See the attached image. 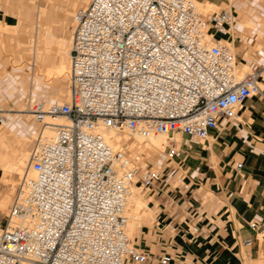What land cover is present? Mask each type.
<instances>
[{
    "label": "built area",
    "instance_id": "built-area-1",
    "mask_svg": "<svg viewBox=\"0 0 264 264\" xmlns=\"http://www.w3.org/2000/svg\"><path fill=\"white\" fill-rule=\"evenodd\" d=\"M73 21L68 97L28 98L23 107L39 127L0 224V264L146 263L150 254L127 233L134 217L127 204L133 186L160 182L161 169L130 157L121 133L163 135L170 158L174 133L203 140L260 90L258 71L238 75L227 38L230 8L202 11L195 0H89ZM6 111L0 105V123ZM109 131L119 138H107ZM169 259L164 254L158 262Z\"/></svg>",
    "mask_w": 264,
    "mask_h": 264
},
{
    "label": "crops",
    "instance_id": "crops-1",
    "mask_svg": "<svg viewBox=\"0 0 264 264\" xmlns=\"http://www.w3.org/2000/svg\"><path fill=\"white\" fill-rule=\"evenodd\" d=\"M258 1L230 5L234 22L227 38L239 65L250 64L252 59L242 41L245 33L256 31L258 39L264 33V0L259 2L261 6ZM248 23L253 25L248 27ZM255 47L261 48L259 40ZM263 56L264 51L256 58ZM4 72L0 71V96L16 86ZM25 91L19 89L13 102H20ZM54 95L46 92L32 99L56 100ZM258 95L243 101L236 119H219L207 138L191 140L184 134L176 140L175 154L161 168V180L164 175L166 183L142 190L146 201L143 240L137 246L151 259L141 264H160L158 257L164 254L170 256L168 264H264V98ZM6 127L25 139L35 133L39 123L13 113L7 117ZM0 145L4 146L2 140ZM18 161L6 159V166ZM237 162H241L238 168ZM177 172L179 185L172 184ZM252 220L257 221L255 228L249 225ZM246 238L250 243H243Z\"/></svg>",
    "mask_w": 264,
    "mask_h": 264
},
{
    "label": "rangeland",
    "instance_id": "rangeland-1",
    "mask_svg": "<svg viewBox=\"0 0 264 264\" xmlns=\"http://www.w3.org/2000/svg\"><path fill=\"white\" fill-rule=\"evenodd\" d=\"M88 1L89 0H0V71H5L4 76L9 77L14 84H16V86L12 87L10 92L0 96V105L3 108L14 109L10 110V113L5 114V125L3 126L0 123V140L3 141L4 145H0V200L2 197L6 199L5 208H0L1 225L5 223L11 197L15 191L17 181L25 169L27 157L23 158L22 154L23 152L28 154L32 136H34L33 132L30 135V140L25 141L22 137L8 132L6 127L7 117L10 114L17 113L21 116L31 118L29 115L15 109L22 105L24 107L28 98L41 97L46 92L55 93L53 97H58L56 100L60 101L68 97L64 92H59V87L61 86H63L62 89H69L68 73L64 77L55 78L51 73H48V70H52L60 60H68L69 62V55H65L60 51L59 40L66 41L68 46L71 45L74 11L78 6L85 5ZM195 1H209L217 6L216 8L205 10L201 7L200 9L202 11L230 8V5L235 7L236 3L242 4V2H244V0ZM259 2H262V0H259L256 4L260 5ZM65 9L66 11H64ZM60 12H64V15L59 16ZM248 25V27H251L253 24L248 23ZM255 32L256 31L251 32L248 30V32L245 33L244 39L242 38L244 46H246V49L250 52L252 58L251 62L248 64V68L241 69L239 66H237V68L238 70L240 69L239 71H242V73L252 69H259L258 83H261L264 89V56L260 58L261 60L256 58L258 56L261 57L264 51V33L262 37L258 39ZM258 40L261 42L260 49L255 47V42ZM253 58L255 59L253 60ZM45 70L46 73L44 72ZM22 88H25L26 91L22 94L21 101L14 103L13 100H16L15 95H17L19 89ZM258 96L262 98L260 95ZM124 133L125 132L121 134L124 135ZM182 136L184 137L185 135L182 133L173 134V137L177 140L181 139ZM136 139L132 137L133 146L130 147L122 136L121 145L130 157L137 160L142 165H154L160 169L165 165V162L168 163L169 159L163 153V142L166 141L165 138L159 140L160 144L156 146H153V143L148 141V139ZM139 139L141 141H138ZM161 146L162 149H160ZM3 155L5 156V160L1 159ZM6 159L7 161H18L19 159H23L24 164L21 163L20 165L22 168L20 173L17 172V167H13V164L6 166ZM179 175V172H177L175 178L172 180V184L179 185ZM164 183H166V179L163 175V179L159 184ZM134 184L137 185L138 180H136ZM132 192H136L137 195H140L144 200L142 189L133 186ZM144 202L146 203L145 200ZM143 206L137 209L134 208L135 210L130 207V204L127 206L131 212H136V218H130L129 224H127L129 227V229L127 227V233L130 230V234L132 230L129 237L131 242L136 246L137 243L143 240L141 236V227L143 226L142 217L145 215ZM153 219L154 217L151 216L149 221L150 225H152ZM138 220L140 224L130 229V222Z\"/></svg>",
    "mask_w": 264,
    "mask_h": 264
},
{
    "label": "bare ground",
    "instance_id": "bare-ground-1",
    "mask_svg": "<svg viewBox=\"0 0 264 264\" xmlns=\"http://www.w3.org/2000/svg\"><path fill=\"white\" fill-rule=\"evenodd\" d=\"M82 1H87V0H82ZM196 4H197V6L199 7V8H201L202 7V9H212V8H216L217 6L215 5V4H212L211 2H209V1H205V2H200V1H196ZM64 11H66V10H64ZM69 12V11H68ZM60 14V13H59ZM72 23V22H71ZM44 38V37H43ZM32 41V40H31ZM30 41V42H31ZM70 43V42H69ZM68 43H66L64 40H59V47H60V51H62V53H64L65 55H69V49H70V45L68 46L67 45ZM32 52V51H31ZM33 53V52H32ZM32 60H33V58H32ZM69 66H70V64H69V62H68V60L66 61V60H60L54 67H53V69L52 70H48V73H51V75L53 76V77H55V78H60V77H64L67 73H68V71H69ZM238 66L239 67H241V69H243V68H248V64L247 63H244V64H238ZM38 67V66H37ZM240 70V69H239ZM238 69H237V72H238V75L239 76H242L243 75V73H242V71H239ZM45 73H46V70L44 71ZM246 72H248V71H246ZM44 78V77H43ZM259 87H260V90H259V92L257 93V94H260L263 98H264V89L262 88V85H261V83H259ZM61 93H65V94H67L68 95V93H69V91H68V89H61V91H60ZM56 101H60V100H56ZM3 108V107H2ZM4 110H7L6 111V113H10L9 111L10 110H14V109H12V108H9V109H5L4 108ZM15 110H17V111H20V112H23V105L22 106H19V107H17ZM24 114H27V113H25V112H23ZM28 115V114H27ZM47 118H49V117H47ZM54 120L56 121V122H61V121H63L64 119H63V117H61V116H56L55 118H54ZM3 121L5 122V119H3ZM123 136V138H125V140H126V143H128V146H133V141H132V137L133 138H139L137 135H129L128 133H124V135H122ZM122 136H121V140H122ZM106 137L107 138H109V139H118L119 138V135H118V133H116V132H114V131H109L107 134H106ZM164 138V136L163 135H158V136H151V137H149L148 138V141H151L152 143H153V146L155 145H158V144H160L159 143V140H161V139H163ZM136 139V140H137ZM25 141H28V140H30V136H26V138L24 139ZM138 141H141L140 139L138 140ZM164 141V140H163ZM150 142V143H151ZM164 143V142H163ZM160 149H162V146H161V148ZM131 150V149H130ZM162 151V150H161ZM130 153V152H129ZM22 156H23V158H26L27 157V154H26V152H23V154H22ZM21 163H23L24 164V161H23V159H20L16 164H14L13 165V167L15 166V167H17L18 168V170H17V172H19L20 173V170H22V168L20 167V165H21ZM24 169V168H23ZM12 180V179H11ZM13 181V180H12ZM133 189V188H132ZM130 202V203H129ZM5 203H6V199L4 198V197H2L1 198V200H0V208H3L4 206H6L5 205ZM128 204H130V207L131 208H135V209H137V208H139V207H141V206H143V205H145L146 203L144 202V200L142 199V197L140 196V195H137V193L136 192H132L130 195H129V198H128ZM128 204H127V206H128ZM5 208V207H4ZM144 208V207H143ZM7 209V208H6ZM134 209V210H135ZM133 210V211H134ZM142 211V210H141ZM147 211H148V209H147ZM151 211V210H150ZM233 211V210H232ZM149 212V211H148ZM130 213L134 216V217H132V218H136V212H131L130 211ZM151 213V212H150ZM152 216H153V214H152ZM128 224H129V222H128ZM140 224V222H139V220L138 221H131L130 222V229H133L134 228V226L136 225V226H138ZM127 227H128V225H127ZM128 229H129V227H128ZM129 232H130V230L128 231V235H130L131 233H132V230H131V233L129 234ZM133 238V237H132Z\"/></svg>",
    "mask_w": 264,
    "mask_h": 264
}]
</instances>
